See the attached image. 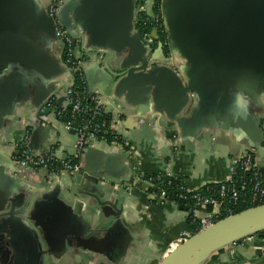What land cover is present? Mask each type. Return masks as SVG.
Segmentation results:
<instances>
[{"label":"crops","instance_id":"1","mask_svg":"<svg viewBox=\"0 0 264 264\" xmlns=\"http://www.w3.org/2000/svg\"><path fill=\"white\" fill-rule=\"evenodd\" d=\"M47 4L48 0H24L25 17L0 14V264H160L169 245L194 229L192 212L157 200L143 177H170L181 181L187 191H195L226 181L230 159L246 148H252L258 159L263 156L258 118L264 115V55L244 46L226 48L228 42L194 46L192 34L179 33L177 14L182 9L169 5L166 12L175 48L172 53L161 52L157 45L152 55L158 67L175 72L192 90L187 114L181 117L183 124L191 125L192 119L194 124L180 128L169 121L178 105L171 84L160 77V68L154 75L157 86L135 76L120 85L126 77L116 78L117 72L106 64L108 48L121 46L111 40L138 39L140 46L141 34L137 35V22L132 20L133 0H86L67 6L66 24L93 47L94 53L79 65L86 93L105 96L109 115L117 112L116 107L121 109L114 131L123 145L94 141L82 161L85 172L71 173L74 183L61 173L67 192L57 200L65 211L54 222L46 213L48 205L35 207L36 201H43L40 193L33 200L22 196L24 184L41 185L38 175L25 171L19 180L6 173L8 157L19 142L29 144L35 136L49 145L57 134L55 125L60 130L57 154L61 150L70 154L75 141L51 108L56 122L51 124L48 115L42 117L43 126L37 121L31 124L32 102L25 96L32 90L37 100L44 98L34 88L35 72L57 78L45 86L52 90L55 105L65 84L74 85L63 68L62 46L49 37ZM100 50L101 60L95 53ZM125 53L129 55L128 50ZM59 69L63 72L57 75ZM11 213L35 238L36 256L33 245H25L12 229ZM256 247H239L230 261L220 251L200 264H260Z\"/></svg>","mask_w":264,"mask_h":264},{"label":"water","instance_id":"2","mask_svg":"<svg viewBox=\"0 0 264 264\" xmlns=\"http://www.w3.org/2000/svg\"><path fill=\"white\" fill-rule=\"evenodd\" d=\"M22 1L24 0H0V14L1 18L10 17V16H22L25 17L23 9H22ZM51 0H48L47 7ZM86 0H66L63 3V6L59 12V19L61 21V25L66 31V33L78 44L75 48V57L82 62L84 59L88 58L94 52L92 51L93 47H90L87 43H85L80 31H74L70 26L66 24L65 21V13L66 7L71 5H83ZM153 2L154 0H149L145 4V12L146 15L150 18H154L153 13ZM171 3V4H170ZM178 6L182 9L181 15L177 14L178 19H180L179 23V33L183 34H192V42L195 45H207L212 47L217 43H227V47H232L234 49H238L244 46V49L253 48V51L258 55L261 53L264 55V0H161L160 2V13L163 21V29L167 38V49L170 53L173 52V48H175V41L173 37V31L170 27L168 17H167V7L169 5ZM138 0H133V9H132V20L137 22L138 17ZM44 15L47 20L49 19L47 16V8L44 11ZM49 28V37L51 39L56 40L54 36L53 29L51 25H48ZM79 32V33H78ZM137 35L140 36L139 31H137ZM250 35V37H248ZM153 39H157V32L153 31L151 34ZM140 38V37H139ZM229 39V40H228ZM57 41V40H56ZM112 42L121 44V46L114 47L111 45L108 50L111 54L107 57L106 64L117 72L115 75L116 78L125 76L126 79H120V85H124L125 82L130 81L135 77L144 78L148 81V83L157 86L156 79L154 75L159 68L161 69L160 77L166 79L171 84V94L174 95V99L176 104L178 105L175 110L176 114L170 112L169 121L176 123L180 128H189L194 124L193 119L188 125L183 124L184 118L182 115L187 114V107L189 106L188 94L192 93L189 87H185L182 85L179 76L173 72L172 70L165 67H158L156 65L157 61L154 59L153 48L151 45L144 43L140 38V48L137 46L138 39H125L121 38V41ZM235 42V43H234ZM59 45L62 46L61 42L58 41ZM123 43H125L128 48H124ZM234 43V44H229ZM93 45H95L92 42ZM116 45V44H115ZM103 46V45H102ZM159 50L162 52L163 47L161 44L158 45ZM103 48L107 49L106 45ZM63 49V46H62ZM129 51V55L125 53V51ZM100 52V53H99ZM96 52L97 57H102V51ZM81 62V63H82ZM261 63H264V59H262ZM44 65V62H42ZM64 66V65H63ZM258 67V66H257ZM69 74V77L74 80L73 73L68 70L65 66L63 67ZM63 69H59L58 74H61ZM261 73V72H260ZM257 73V76L260 74ZM57 81L55 77L45 76L42 73L35 72L32 75V82L34 88L38 90V93H43L44 98L37 100L36 95L33 91H24L26 98L32 103V123L37 121L43 123L45 119L42 120V117L46 118L48 115H51L53 121L51 124L56 122L55 112L51 111L49 107H47L48 103L52 99V90L46 89V85H50ZM71 85L63 87V94L60 98L57 99L56 105L58 109L65 108L64 98L66 90ZM32 88V89H34ZM46 95V96H45ZM90 97L97 98L102 105L104 106V113L109 115L105 111V107L109 105L107 98L105 96L99 94H91L88 92ZM117 112H114L117 116L121 115V109L117 108ZM264 121V115H261L258 118V127H259V135H260V143L263 144V156L258 159L256 152L252 148H246L241 155L237 157H233V159H240V157L247 152H251L254 155L255 162L258 165L259 172L261 177L264 179V133L261 129V122ZM60 123V122H59ZM61 124V123H60ZM62 125V124H61ZM64 127L63 125L61 126ZM55 132L60 131L59 128L55 125L53 127ZM71 134H76L74 130L69 131ZM196 131L192 132L191 137L194 136ZM55 135L52 141H48L47 143H40L36 141L35 136L31 139V143L27 144L28 148L31 150L33 156H39L48 154L52 149L57 150L58 145V135ZM74 141V143H75ZM20 143V142H19ZM16 144V143H15ZM74 146V144H73ZM73 146L71 148V153L60 151V155L57 154L58 158L61 161H65L68 158H71L75 155L76 151H73ZM90 146L82 151L80 156L78 157V163L80 164V169L76 174H82L84 171L82 161H85L86 155L89 151ZM19 156V152L16 151L12 156L8 157V166L6 168V173L15 179H22L25 171L17 168L15 159ZM31 172V170H28ZM37 174V178L41 179V185H23V189L25 191L24 198L27 197L30 200L40 193V199L42 202L36 201L35 207L43 208L48 205L47 215H50L52 221H56L60 216H64L65 206L61 201L57 200V197L63 193L65 183L63 182L62 174L59 173L57 175H49L46 171L38 170L34 172ZM66 176L69 177L70 181L74 183V177L70 172H66ZM41 177V178H40ZM70 193L69 198L75 199L72 191L69 189ZM51 201V203H48ZM21 206V205H20ZM16 207H19V205ZM205 212V211H203ZM15 214L11 213L8 215L9 221L12 229L18 234L21 241L25 245H33L34 254L37 255L35 251V238L31 239L26 226L20 221L14 220ZM56 218H55V217ZM264 230V204L251 207L245 209L237 214H233L226 218H223L210 227L192 235L189 239H187L182 244L178 245L174 250L169 251L160 264H200L202 261L208 259L215 253L220 251H225L228 248H233V244L237 242H242L245 239L252 238L251 241H244L243 246H262L263 241L261 240L262 234L261 232ZM2 234H0L1 237ZM32 235V234H31ZM34 241V242H33ZM259 255V253H258ZM236 256V253L235 255ZM241 264V263H236Z\"/></svg>","mask_w":264,"mask_h":264},{"label":"built area","instance_id":"3","mask_svg":"<svg viewBox=\"0 0 264 264\" xmlns=\"http://www.w3.org/2000/svg\"><path fill=\"white\" fill-rule=\"evenodd\" d=\"M66 0H51L47 7V16L51 22L55 38L63 46V65L73 73L74 80L77 79L81 86V91L77 92L73 87L66 90L64 103L65 108L56 109L54 102L50 101L47 107L56 112L57 119L67 130H74L76 141L73 151L76 153L73 157L61 161L56 156V150L52 149L50 153L33 156L31 150L24 140L17 144L19 156L16 157L15 163L17 168L24 171L38 170L46 171L49 175H57L63 172L75 173L79 171L80 164H72L71 159L77 160L83 150L89 147L94 141H104L102 138L97 139V135L103 130H107L118 136L114 127L119 123L118 116H108L104 113V106L95 97H90L85 90L82 73L79 65L82 62L73 55L77 43L66 33L59 19V12ZM149 0H138V17L137 27L140 31L142 41L155 48L157 44L167 49V38L163 29V21L160 13L161 0H154L153 13L154 18L146 15L145 4ZM157 32V39H153L151 34ZM165 35V39L159 42L160 35ZM108 120L105 119V117ZM108 121V122H107ZM261 129L264 133V121L261 122ZM116 143V141L112 142ZM146 182L151 185L152 191L159 190L151 178ZM183 193L179 199L186 202L191 207L192 220L194 229L180 236L176 241L171 243L168 252L174 250L178 245L185 242L192 235L210 227L217 221L231 216L236 209L245 207L246 209L264 204V179L261 177L254 155L247 152L240 159L230 160V174L226 181L216 185H207L195 191H187L182 184ZM152 195L161 202L167 200V194L164 190H159ZM205 211V212H203ZM262 246H258L257 251L260 264H264V230L261 232ZM252 238L244 241H251ZM233 244V248H228L224 252L230 259H234L236 249L243 246V242Z\"/></svg>","mask_w":264,"mask_h":264},{"label":"trees","instance_id":"4","mask_svg":"<svg viewBox=\"0 0 264 264\" xmlns=\"http://www.w3.org/2000/svg\"><path fill=\"white\" fill-rule=\"evenodd\" d=\"M160 39L161 40L165 39L164 33L160 35ZM72 87L77 92L81 91V86H80V83H79V81L77 79L74 80V85ZM104 117H105L106 120H108V118H106V116H104ZM103 132H104V130L100 134L97 135V139L98 140H100L102 138L107 143H112V142L116 141V143L123 145V141H122L121 137L116 136L114 133H111L108 130H107L106 133H103ZM71 163L72 164H77L78 161L74 160V159H71ZM143 178H144V180H147V179L151 178L152 181L154 182V184L157 185L159 190H164L165 193L167 194V201H170V202H172L174 204H177L179 207L184 208L187 211H190L191 207H188L186 202H184V201L179 199V195H181L183 193L182 182L181 181L172 179L170 177H165V176H162V175H151V176H146V177H143ZM159 190H155V191H152V192L156 193ZM245 209H246L245 207H242L241 209L238 208V209H236L234 214H237V213H239V212H241V211H243Z\"/></svg>","mask_w":264,"mask_h":264},{"label":"flooded vegetation","instance_id":"5","mask_svg":"<svg viewBox=\"0 0 264 264\" xmlns=\"http://www.w3.org/2000/svg\"><path fill=\"white\" fill-rule=\"evenodd\" d=\"M138 18H139V17H138ZM159 42L162 43L161 40H160V38H159ZM157 45H159V44H157ZM163 49L166 50V48H164V47H163Z\"/></svg>","mask_w":264,"mask_h":264},{"label":"rangeland","instance_id":"6","mask_svg":"<svg viewBox=\"0 0 264 264\" xmlns=\"http://www.w3.org/2000/svg\"><path fill=\"white\" fill-rule=\"evenodd\" d=\"M226 257H227V259H229V256H228V255H226ZM234 257H235V256H234ZM230 260H232V259H229V261H230Z\"/></svg>","mask_w":264,"mask_h":264}]
</instances>
